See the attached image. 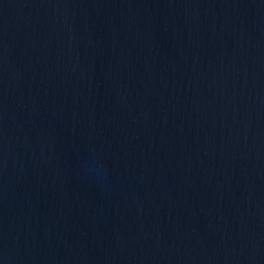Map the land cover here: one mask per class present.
<instances>
[{
	"label": "water",
	"instance_id": "1",
	"mask_svg": "<svg viewBox=\"0 0 264 264\" xmlns=\"http://www.w3.org/2000/svg\"><path fill=\"white\" fill-rule=\"evenodd\" d=\"M0 264H264V0H0Z\"/></svg>",
	"mask_w": 264,
	"mask_h": 264
}]
</instances>
